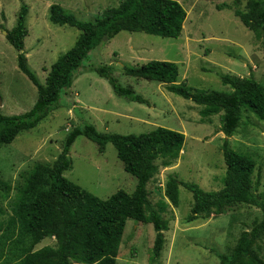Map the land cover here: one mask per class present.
Instances as JSON below:
<instances>
[{"label": "rangeland", "instance_id": "374dc122", "mask_svg": "<svg viewBox=\"0 0 264 264\" xmlns=\"http://www.w3.org/2000/svg\"><path fill=\"white\" fill-rule=\"evenodd\" d=\"M122 0H0V22L14 27L20 7L29 6V35L25 48L30 67L45 83L54 61L71 48L81 30L53 23L49 7L59 3L82 20H94L104 9ZM187 11L182 33L177 38L146 32L121 31L91 50L84 59L73 85L66 90L59 107L35 128L21 132L13 142L0 146V235L17 200L18 186L37 162L51 165L61 152L66 136L77 125L92 123L104 133L122 134L150 131L158 126L185 134L177 159L158 170L148 183L149 198L155 207L167 202L162 212L168 223L161 256L154 257L156 230L152 223L128 219L117 264H220L218 253H231L244 231L262 219L257 206L238 203L222 213L200 214L189 221L193 193L180 185V204L165 194L171 176L195 182L208 191L219 190L226 171L223 144L251 155L257 161L253 175L256 194L264 196V120L247 108L233 135L221 131L220 114L202 117V106L170 92L166 84L128 75L125 66H139L149 60H169L179 66V82L193 89L231 91L221 74L254 77L264 83V48L257 32L247 28L236 15L246 11L248 0H178ZM0 28V111L20 114L37 100V86L18 66V50ZM110 64L124 86H131L148 99L140 103L117 95L112 85L93 68ZM72 161L65 176L101 198L120 189L133 192L137 177L127 172L112 143L103 153L98 144L80 135L71 147ZM49 236L35 246H57ZM17 249V248H16ZM251 257L264 264V235L251 248ZM79 264V263H77Z\"/></svg>", "mask_w": 264, "mask_h": 264}, {"label": "trees", "instance_id": "16d2710c", "mask_svg": "<svg viewBox=\"0 0 264 264\" xmlns=\"http://www.w3.org/2000/svg\"><path fill=\"white\" fill-rule=\"evenodd\" d=\"M28 13L29 6L23 3L14 27L8 29L0 22V28L7 30V40L18 50V66L37 86L38 97L33 107L23 113L8 115L0 111V146L35 128L59 107L63 94L84 67V59L101 43L121 31L177 38L187 18V11L178 0H122L118 6L104 9L94 20H82L63 5L53 3L49 7L50 20L77 27L81 33L74 45L54 61L46 82L42 83L24 50L29 35ZM236 15L247 28L260 34L264 48V0H248L247 10H237ZM93 70L109 81L117 95L149 103L133 87L119 81L112 65H100ZM124 70L131 76L162 82L170 92L193 100L202 106L200 113L204 118L221 113V131L227 136L238 128L244 108L264 120V83L254 77L221 74L222 83L232 90L218 91L193 89L179 82V66L169 60L153 59L136 67L125 66ZM80 135L96 142L101 153L108 143L116 147L125 170L137 177L133 192L120 189L108 198H101L65 176L72 166L71 147ZM185 139L183 132L165 126L138 134L104 133L92 123L75 126L53 163L37 162L18 186L12 214L0 235V264H117L128 219L153 224L154 257H160L164 231L168 229L162 212L168 203L163 201L155 207L149 198L148 183L158 170L156 160L163 158L165 165H169L180 156ZM222 149L226 171L219 190L208 191L195 182L171 176L165 194L178 206L181 184L193 193L189 221L202 213H222L226 207L238 203L260 208L262 219L241 234L231 253H218L220 264H258L251 257L253 244L264 235V196L256 194L253 179L257 161L234 150L228 139ZM49 236L57 239V246L35 249Z\"/></svg>", "mask_w": 264, "mask_h": 264}, {"label": "water", "instance_id": "95a60500", "mask_svg": "<svg viewBox=\"0 0 264 264\" xmlns=\"http://www.w3.org/2000/svg\"><path fill=\"white\" fill-rule=\"evenodd\" d=\"M5 33H7V30H5Z\"/></svg>", "mask_w": 264, "mask_h": 264}]
</instances>
